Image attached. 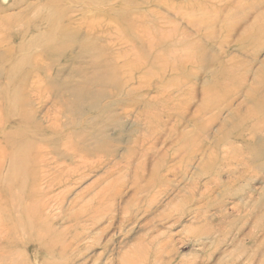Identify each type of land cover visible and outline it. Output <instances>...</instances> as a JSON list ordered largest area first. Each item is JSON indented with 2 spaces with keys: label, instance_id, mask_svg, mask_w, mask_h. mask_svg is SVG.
<instances>
[{
  "label": "rangeland",
  "instance_id": "rangeland-1",
  "mask_svg": "<svg viewBox=\"0 0 264 264\" xmlns=\"http://www.w3.org/2000/svg\"><path fill=\"white\" fill-rule=\"evenodd\" d=\"M13 3L0 13V264H264V35L249 38L264 0H0ZM131 100L143 114L95 136L94 167L45 196L34 147L75 143Z\"/></svg>",
  "mask_w": 264,
  "mask_h": 264
},
{
  "label": "bare ground",
  "instance_id": "bare-ground-1",
  "mask_svg": "<svg viewBox=\"0 0 264 264\" xmlns=\"http://www.w3.org/2000/svg\"><path fill=\"white\" fill-rule=\"evenodd\" d=\"M24 2V1H23ZM22 2V3H23ZM19 4V2H18ZM23 5V4H22ZM16 7L15 3L13 4H10V5H6V6H1L0 5V13L5 10V9H9V8H13V7ZM45 8V7H44ZM43 8V9H44ZM57 8V6H56ZM48 7H47V11H48ZM18 10V8L16 9ZM35 11V10H34ZM54 12L52 13V16L54 15V13L56 12V9L53 10ZM50 12V11H49ZM47 12V13H49ZM36 14V13H35ZM47 15V14H46ZM69 15V14H68ZM50 16V15H49ZM48 17V16H47ZM55 17V16H54ZM54 17L50 18L51 19H54ZM70 17V16H69ZM1 18V16H0ZM34 18V17H33ZM56 18V17H55ZM29 19V18H28ZM48 19V18H47ZM50 19V20H51ZM63 19H64V16H63ZM31 20V19H30ZM59 20V19H58ZM49 21V20H47ZM52 21V20H51ZM50 21V22H51ZM56 21V19L54 20ZM54 21H52L54 23ZM61 21V18L60 20ZM65 20H63L64 22ZM82 22V20H79ZM28 22V21H27ZM41 22V21H40ZM29 23V22H28ZM46 23V22H45ZM57 23V22H56ZM55 23V25H57ZM192 23H194L193 19H192ZM48 24V23H47ZM60 24V23H59ZM59 24L57 26H55V30L54 31H57L56 28L59 27ZM64 24V23H63ZM45 25V24H44ZM53 25V24H52ZM62 25V24H61ZM66 26H68L67 24H65ZM7 26V25H6ZM23 26V25H22ZM30 26V24H29ZM64 26V27H66ZM39 27V25H38ZM54 27V26H53ZM40 28V27H39ZM37 30V24H32L29 28V31L30 32H33ZM53 31V32H54ZM146 31V30H145ZM45 32V31H43ZM49 33V32H48ZM47 33V34H48ZM147 33V32H146ZM42 34V33H41ZM45 34V33H44ZM262 34L264 35V22H262L261 24L259 25H256L253 29H252V33L251 35H249V38L250 39H255V37H261ZM16 36H20L19 34H15ZM31 35V34H30ZM55 35V33H54ZM25 36V35H24ZM42 36V35H41ZM49 36V35H48ZM56 36V35H55ZM148 37V36H147ZM12 38V37H11ZM10 38V39H11ZM32 38V37H31ZM14 39V38H12ZM23 39V38H22ZM40 39V37H39ZM43 39V38H42ZM123 40V39H122ZM125 40V39H124ZM29 41V40H28ZM40 41V40H38ZM13 42V41H12ZM33 42V41H32ZM47 43V42H46ZM50 43V42H48ZM47 43V44H48ZM15 44V43H14ZM13 44V46H14ZM45 44V43H44ZM46 44V46H47ZM3 45V44H2ZM1 46V45H0ZM134 46V45H133ZM131 46V47H133ZM6 48V47H5ZM4 49V48H3ZM123 49V48H122ZM132 50V49H131ZM14 51V50H13ZM134 51V50H132ZM124 53V52H122ZM128 54V52H126ZM124 53V55L126 54ZM46 54V53H45ZM52 54V53H51ZM37 55V54H36ZM117 55V54H116ZM121 55V54H119ZM119 55L116 57L117 60H119ZM16 56V55H15ZM129 56V55H127ZM134 56H136L134 54ZM11 57V56H10ZM38 57V56H37ZM41 57V56H40ZM61 57V56H60ZM44 58V57H43ZM121 58V57H120ZM131 59V58H130ZM133 60H134V57H133ZM9 61V60H8ZM136 61V58L134 60V62ZM138 61V60H137ZM130 62V61H129ZM134 62H133V65H134ZM125 63V62H123ZM128 63V61H127ZM131 63V62H130ZM129 63V64H130ZM121 64V63H119ZM126 64V63H125ZM140 65V64H139ZM12 66V65H11ZM10 66V67H11ZM22 66V64H21ZM122 66V64H121ZM132 66V65H131ZM41 67V66H40ZM23 69V68H21ZM131 70V69H130ZM133 70V69H132ZM37 71V70H36ZM39 73V72H37ZM36 73V74H37ZM77 73V72H76ZM20 74V72H19ZM29 74V73H28ZM50 74V73H49ZM40 75V74H39ZM143 75V74H142ZM21 76H22V73H21ZM42 76V75H40ZM50 76V75H49ZM259 76V75H258ZM26 77V75H25ZM139 78V76H137ZM43 78V77H42ZM134 78V77H133ZM146 78V77H145ZM245 78V77H244ZM257 78V76H256ZM260 78V77H259ZM142 79V78H141ZM27 80V79H26ZM38 80V79H37ZM139 80V79H138ZM261 80V79H259ZM158 81V80H157ZM42 82V81H41ZM139 82V81H138ZM161 82V81H160ZM252 82V81H251ZM44 83V81H43ZM143 83V82H142ZM258 83V82H256ZM255 83V84H256ZM40 84V83H39ZM254 84V86H255ZM259 84V83H258ZM152 85V83H151ZM74 86V85H73ZM133 86V85H132ZM257 86V85H256ZM29 87V86H27ZM77 87V86H75ZM83 87V86H82ZM40 88V87H39ZM20 89V88H19ZM45 89V88H44ZM144 89V88H143ZM262 89V88H261ZM259 89V90H261ZM34 90V89H33ZM32 90V91H33ZM122 90V89H121ZM128 90H133L132 88H129ZM145 90V89H144ZM125 91V90H124ZM142 91V90H140ZM263 91V90H262ZM76 94H77V97L79 96H84L87 94V92L82 89V90H79V91H74ZM139 92V90H138ZM260 92V91H259ZM264 92V91H263ZM39 93V91H38ZM44 93V91H43ZM262 93V92H261ZM47 94V93H46ZM263 94V93H262ZM36 95V94H35ZM38 95V94H37ZM45 95V94H44ZM136 95V94H135ZM147 95V94H146ZM50 96V95H49ZM62 96V95H61ZM74 97V96H73ZM125 98V96H123ZM48 98V97H47ZM128 98V97H127ZM130 98V97H129ZM263 98V97H262ZM63 99V98H62ZM143 99V98H142ZM261 100V99H260ZM138 100H131L130 102L126 103L124 107H120L119 110H115L113 109L112 107L110 106H107L105 105L103 107V110L101 112V114L99 115V118L101 120V123L98 124L97 126H94L95 125V119H93L92 121H90V126H92V128H94L91 132H86L84 129H82L81 132H78L77 133V136H76V139H75V143H72L70 140H66L63 142L62 146L61 144L60 145H57L55 144V142H53L52 144L46 142V143H42V144H39V145H36L34 147V149L31 151V154H30V161H31V164L33 165V167H35V171H34V176H35V180H38L40 186H41V189H42V192L45 196H47L48 194L52 193L53 192V189L58 186V185H62L66 182H69L71 181L72 179H74L76 176H81L84 174L85 172V169L88 168V166L93 163V161H91L92 159L90 158V156H94L96 155L94 153L95 151V148L93 146H91L92 144L93 145H96V141L95 140H92L95 136H99V135H103V131L106 127L108 126H118L120 125V122H119V117L121 116H129L131 114L134 115L135 118H139L144 110L143 109H139V103L137 102ZM151 101V100H150ZM8 102V101H7ZM54 103V102H53ZM259 103V102H258ZM135 108H134V107ZM142 106V105H141ZM120 111V112H118ZM187 111V110H186ZM92 113V112H91ZM87 115V113H86ZM132 115V116H133ZM167 115H170V113H166V116ZM85 116V115H84ZM83 117V116H82ZM168 117V116H167ZM84 118V117H83ZM50 120V119H49ZM80 120V119H79ZM56 121V120H55ZM83 121V120H82ZM95 122V123H94ZM134 122V121H133ZM88 124V123H87ZM139 124V123H138ZM78 126V125H77ZM75 128V127H74ZM73 129V128H72ZM91 129V128H90ZM161 129V128H160ZM261 129V128H260ZM262 131V130H261ZM260 131V132H261ZM44 132V131H43ZM63 132V131H62ZM152 132V131H151ZM64 133V132H63ZM49 134V133H47ZM262 135V134H261ZM29 138V137H28ZM72 138V137H71ZM208 138V137H207ZM263 140V139H262ZM142 141V140H141ZM32 142V140H31ZM41 143V142H40ZM137 143V142H136ZM158 143H160V139L159 137L156 138L155 140V145H157ZM185 143V142H184ZM80 145V148L79 146ZM252 145V144H251ZM250 145V146H251ZM76 146V147H75ZM253 147V146H252ZM2 150V149H1ZM148 150V149H147ZM101 154V153H100ZM100 156V155H99ZM97 156V157H99ZM102 156V155H101ZM224 156V155H223ZM227 156V155H226ZM111 157V156H110ZM144 157V156H143ZM229 157V156H228ZM3 158V157H2ZM102 158V157H100ZM99 158V159H100ZM104 158V157H103ZM216 158H217V155H216ZM236 158V157H234ZM90 159V160H89ZM230 159V157H229ZM232 159V158H231ZM212 160V159H211ZM226 160V159H225ZM235 160V159H234ZM138 161V160H137ZM5 162V161H4ZM113 162V161H112ZM218 162V161H217ZM105 162H100L98 166L104 164ZM221 163V162H220ZM224 163V162H223ZM227 163V162H226ZM233 163V162H232ZM95 164H91L89 167L93 168ZM117 165V164H116ZM3 166V164H2ZM7 166V165H6ZM115 167V166H114ZM31 168V166H30ZM169 168V167H168ZM226 168V166L224 167ZM7 169V168H5ZM171 169V168H170ZM170 169H167L166 171H169ZM15 169H13L14 171ZM17 171V170H16ZM111 170L110 169H107L106 170V176H108L110 174ZM1 174V173H0ZM4 174V172H3ZM4 176V175H3ZM33 176V177H34ZM86 176V175H85ZM5 177V176H4ZM27 177V176H26ZM3 178V177H2ZM6 178V177H5ZM32 178V177H31ZM192 180V179H191ZM14 182V181H13ZM12 183V182H11ZM68 186V185H67ZM26 187V186H25ZM61 187V186H60ZM64 188V187H63ZM49 200V197L47 198ZM53 199V198H52ZM63 199V198H62ZM193 199V198H192ZM43 201V200H42ZM55 201V200H54ZM192 201V200H191ZM53 202V201H52ZM51 202V203H52ZM193 202V201H192ZM56 203V202H55ZM66 203V202H65ZM258 203V202H257ZM68 204V203H67ZM64 205V204H63ZM257 205V204H256ZM51 208V207H49ZM72 209V208H70ZM58 210V209H57ZM68 210V209H67ZM39 215V213H38ZM41 215V214H40ZM245 221V220H244ZM247 221V220H246ZM53 222V221H52ZM241 223V222H240ZM243 223V222H242ZM245 224V223H244ZM241 225V224H240ZM243 226V224H242ZM20 227V226H19ZM21 230V228H19ZM22 231V230H21ZM2 232V231H1ZM258 239V238H257ZM16 246V245H15ZM252 247V246H251ZM48 254V253H47ZM261 254V253H260ZM245 256V255H244ZM46 257V256H45ZM262 264V263H261Z\"/></svg>",
  "mask_w": 264,
  "mask_h": 264
}]
</instances>
